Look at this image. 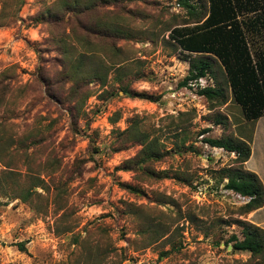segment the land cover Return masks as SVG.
<instances>
[{
	"label": "rangeland",
	"instance_id": "obj_1",
	"mask_svg": "<svg viewBox=\"0 0 264 264\" xmlns=\"http://www.w3.org/2000/svg\"><path fill=\"white\" fill-rule=\"evenodd\" d=\"M56 2L0 0V264H253L250 253L227 242L243 238L238 221L249 222L243 200L227 193L217 173L234 166L235 156L203 138L252 141L256 123L245 119L219 60L223 103L197 93L214 84L211 75L179 85L196 53L170 32L199 24L183 25L191 16L178 0L99 3L78 20L69 13L47 24ZM110 21L134 36L99 39L78 26ZM70 28L98 51L74 40ZM243 29L254 56L261 31ZM65 34L67 62L78 64L83 52V69L97 70L104 84L93 75L78 85L62 80L58 40ZM126 86L151 99L127 96ZM135 118L160 144L163 158L147 164L156 175L124 169L140 146L118 132ZM37 180L42 187L32 186ZM12 185L28 188V200L12 198Z\"/></svg>",
	"mask_w": 264,
	"mask_h": 264
},
{
	"label": "trees",
	"instance_id": "obj_2",
	"mask_svg": "<svg viewBox=\"0 0 264 264\" xmlns=\"http://www.w3.org/2000/svg\"><path fill=\"white\" fill-rule=\"evenodd\" d=\"M118 1L120 0H86L79 3V0H57L54 11H47L54 19L48 17L44 22L47 24L59 23L64 19V15L69 13H72L74 18L78 20L86 13L97 12L98 7L96 6L99 3L102 5L108 3L116 5ZM206 3L209 7H206ZM177 4L182 5L191 16V20H184L183 25L199 24L194 28H174L170 32L169 37L178 46L196 53L195 56L188 58V74L179 85L186 87L190 83H197L199 79L211 75L215 78L214 84L198 87L197 93L209 102L223 103L226 100L225 88L218 81L214 72V63L219 60L228 87L235 101L240 105L245 119L256 123L257 119L264 115V0H178ZM239 12L246 14L245 19L242 20L243 22L237 18ZM248 14H251V16ZM243 24L249 33L255 30L257 32L261 31L263 45L255 49L254 56H251ZM78 26L82 33L86 35L94 34L99 39L104 35L117 39H128L134 36L126 24L119 22H96L93 26H87L83 22H79ZM92 30L96 32H92ZM70 31L74 40L83 46L88 45V51L91 53L98 51L99 48L92 44L90 40H85L84 36L78 33L77 30L70 28ZM68 37L69 35L65 34L63 38L58 40L63 43L61 47V55H63L61 66L63 69L60 73L62 80L65 79L78 85L80 82L86 81L89 75H93V78L99 79L104 84L105 79L97 70L91 72L83 69L85 57L83 52H80L77 57L78 64L67 62V58L70 56L65 48V40ZM121 90L130 97L151 99V96L133 92L127 86L122 87ZM74 92L73 95L75 96L78 89ZM206 132H209V128L202 130V133ZM118 135L122 142L134 143L140 146L137 155L126 161L124 169L131 170L132 167H136L148 175H156L148 168L147 164L160 160L164 155L159 149L158 140L152 138L142 128L140 119H133L126 129L118 132ZM203 142L212 148H221L229 153H234L233 162L235 165L223 167L217 173L220 177V183H223L225 189L249 198L246 203L241 205L242 213L247 214L260 208L264 203V186L254 172L244 167V163L251 155V141L225 135L206 137L203 138ZM41 185L42 181L37 180L32 186ZM120 185L134 194L139 193V190L135 187L122 183ZM12 186L10 188L14 193H10L12 198L20 197L22 201L28 200L30 194L28 188ZM238 223L242 225L243 238L238 239L233 234L227 242L231 243L234 251L250 253L254 259L253 264H263L264 229L247 221H238ZM19 248L23 249V244H19Z\"/></svg>",
	"mask_w": 264,
	"mask_h": 264
},
{
	"label": "crops",
	"instance_id": "obj_3",
	"mask_svg": "<svg viewBox=\"0 0 264 264\" xmlns=\"http://www.w3.org/2000/svg\"><path fill=\"white\" fill-rule=\"evenodd\" d=\"M253 142H256L257 144V158L255 159V149L253 146L251 148V155L244 163V167L248 166L249 171L254 172L259 177L264 186V115L259 117L256 121L253 138L250 144ZM251 163L254 164L251 165ZM248 221L264 229V203L260 208L248 213Z\"/></svg>",
	"mask_w": 264,
	"mask_h": 264
},
{
	"label": "built area",
	"instance_id": "obj_4",
	"mask_svg": "<svg viewBox=\"0 0 264 264\" xmlns=\"http://www.w3.org/2000/svg\"><path fill=\"white\" fill-rule=\"evenodd\" d=\"M177 5H178V4H177ZM199 80H200V79H199ZM215 149H221V148H215ZM222 150H223V149H222ZM232 154L234 155V153H232ZM199 188H200V187H197V186H196V189H195V192H196V193L198 192V194H199ZM224 189H225V188H224ZM226 190H227V193H228V194L238 196V198H239V199H242L244 203H246V202L249 200V198L244 197V196H241L240 194H238V193H236V192H234V191H232V190H228V189H226Z\"/></svg>",
	"mask_w": 264,
	"mask_h": 264
}]
</instances>
